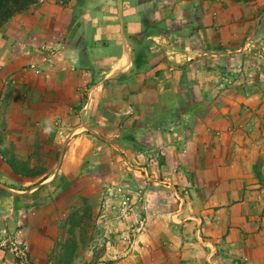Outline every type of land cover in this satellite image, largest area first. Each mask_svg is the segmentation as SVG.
I'll list each match as a JSON object with an SVG mask.
<instances>
[{"label": "crops", "instance_id": "crops-1", "mask_svg": "<svg viewBox=\"0 0 264 264\" xmlns=\"http://www.w3.org/2000/svg\"><path fill=\"white\" fill-rule=\"evenodd\" d=\"M221 1L40 0L12 17L0 29V154L27 156L30 140L59 146L60 129H69L75 145L58 148L53 172L67 151L84 155L90 168L112 154L122 176L133 173L139 186L232 187V178L183 179L232 172L220 162L232 141L228 121L215 102L205 113L207 88L197 69L210 59L220 63L222 42L233 48L251 38L264 51V0ZM12 170L0 159V177ZM240 206H222L211 229L179 205L174 213L147 210L138 215L145 228L129 225L136 237L146 235L147 262L131 264H264V227L251 226Z\"/></svg>", "mask_w": 264, "mask_h": 264}, {"label": "rangeland", "instance_id": "rangeland-1", "mask_svg": "<svg viewBox=\"0 0 264 264\" xmlns=\"http://www.w3.org/2000/svg\"><path fill=\"white\" fill-rule=\"evenodd\" d=\"M213 1L225 5L224 1ZM38 2L35 0L26 10ZM258 47L251 38L233 48L222 42L220 63L210 59L197 69L199 80L207 88L203 93L209 102L205 113L215 102L218 107L214 111L228 121L227 133L232 141L229 155L220 162L232 164V172L208 174L198 169L201 172L185 173L183 179L193 182L232 178V187L201 183L180 189L167 183L150 188L139 186L133 173L122 176L120 161L112 154L98 158L90 168L84 166L90 162L84 155L72 158L67 151L62 157L65 165L53 172L58 148L63 152V145L72 143L70 130L65 128L64 133L60 129L59 146L54 147V140H45L42 146L30 140L27 156H10L1 151V161L13 170L10 177H0V264H67L63 257L73 244L76 247L70 264H120L123 258L128 264L146 261V235L136 237L134 226L129 225L133 222L145 228L140 216L151 209L174 213L179 207L186 208L185 214L205 218L211 229L217 210L238 203L249 213L251 226L264 227V51ZM244 50L246 57H239ZM1 126L0 123V130ZM78 146L79 143L80 149ZM0 147L5 149L1 144ZM111 153L117 152L112 149ZM203 160L204 156L194 162L198 165ZM222 193L232 196L218 198ZM189 220L195 223L190 231L196 232L197 221ZM200 233L208 237L202 229Z\"/></svg>", "mask_w": 264, "mask_h": 264}, {"label": "trees", "instance_id": "trees-1", "mask_svg": "<svg viewBox=\"0 0 264 264\" xmlns=\"http://www.w3.org/2000/svg\"><path fill=\"white\" fill-rule=\"evenodd\" d=\"M34 1L35 0H0V29L12 17L25 11ZM75 247V244L70 245L66 255L63 257V259L68 261L67 264H70Z\"/></svg>", "mask_w": 264, "mask_h": 264}]
</instances>
